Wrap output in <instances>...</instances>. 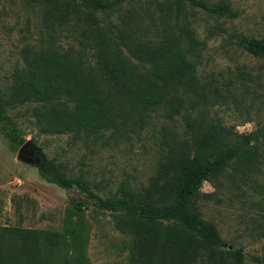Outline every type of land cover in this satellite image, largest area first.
I'll use <instances>...</instances> for the list:
<instances>
[{
	"label": "trees",
	"instance_id": "16d2710c",
	"mask_svg": "<svg viewBox=\"0 0 264 264\" xmlns=\"http://www.w3.org/2000/svg\"><path fill=\"white\" fill-rule=\"evenodd\" d=\"M23 1L40 8L42 29L40 43L22 51L24 66L14 75L10 95L0 96L1 132L8 142L24 141L7 113L16 103L35 102L44 131L100 138L108 130L117 137L158 109L169 117L185 110V136L167 139L163 158L148 184L139 189L122 185L117 194L102 196L83 177L67 175L40 155L39 173L59 187H77L99 209L112 213L115 226L128 238V264H245L244 250L224 240L197 203L205 181L229 167L233 176L247 178L249 165L264 161L260 151L264 126L250 133L230 132L217 120L206 124L203 111L208 104L225 103L235 95L230 82L223 90L213 74L207 81L197 74L203 41L196 37L188 7L235 17L230 3ZM238 43L264 58V39L241 35ZM124 50L148 68L140 70ZM75 208L82 205L76 203ZM86 239L85 224L72 214L59 230L2 226L0 264H54L53 252L60 249L71 253L60 264H88Z\"/></svg>",
	"mask_w": 264,
	"mask_h": 264
},
{
	"label": "rangeland",
	"instance_id": "374dc122",
	"mask_svg": "<svg viewBox=\"0 0 264 264\" xmlns=\"http://www.w3.org/2000/svg\"><path fill=\"white\" fill-rule=\"evenodd\" d=\"M225 1L237 13L235 17L188 7L196 37L203 41L197 74L201 81L213 74L223 90V84L230 82L235 95L225 103L208 104L203 111L206 124L217 120L227 131L250 133L264 126V58L247 52L238 43V36L264 39V0ZM40 14L39 7L23 0L1 1L0 96L10 95L14 75L24 66L23 49L40 43ZM123 53L140 70L148 68L126 50ZM68 104L70 108L74 105L73 101ZM36 106L35 102H25L7 108L22 143L10 144L0 126V227L59 230L72 214L87 228L84 252L88 264H128V238L115 226L112 213L99 209L77 187L62 188L42 178L40 161L20 158L19 149L29 141L28 149L53 160L67 175L83 177L102 196L114 195L122 185L139 189L148 184L166 152L167 139L185 136L186 111L169 117L164 109H158L117 137L108 130L100 138L44 131ZM192 113L197 116L199 112ZM260 141L264 154V137ZM249 166L247 178L233 176L229 167L212 181H205L197 203L203 218L216 224L223 239L244 250L245 264H264V161ZM76 203L82 205L80 210ZM52 256L54 264H60L71 253L60 249Z\"/></svg>",
	"mask_w": 264,
	"mask_h": 264
},
{
	"label": "water",
	"instance_id": "95a60500",
	"mask_svg": "<svg viewBox=\"0 0 264 264\" xmlns=\"http://www.w3.org/2000/svg\"><path fill=\"white\" fill-rule=\"evenodd\" d=\"M30 142L26 141L19 149L18 156L20 158H26L28 160H33L35 163H39L40 157L34 159V151L28 149Z\"/></svg>",
	"mask_w": 264,
	"mask_h": 264
},
{
	"label": "flooded vegetation",
	"instance_id": "af4514ba",
	"mask_svg": "<svg viewBox=\"0 0 264 264\" xmlns=\"http://www.w3.org/2000/svg\"><path fill=\"white\" fill-rule=\"evenodd\" d=\"M30 150H33L34 151V156L33 157H39V152L36 150V149H34V148H30Z\"/></svg>",
	"mask_w": 264,
	"mask_h": 264
}]
</instances>
